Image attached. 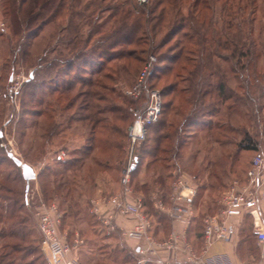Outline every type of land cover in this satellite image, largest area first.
Returning <instances> with one entry per match:
<instances>
[{
    "label": "trees",
    "instance_id": "trees-1",
    "mask_svg": "<svg viewBox=\"0 0 264 264\" xmlns=\"http://www.w3.org/2000/svg\"><path fill=\"white\" fill-rule=\"evenodd\" d=\"M184 1L148 0L146 4H139L137 0H0V14L10 30L7 35L5 29L0 30V39L9 42L10 54L15 59L18 48L22 67L32 70L26 82L29 92H25L21 102V137L27 136L24 129L33 128L42 130L43 138L52 139L70 128L71 115L67 127L57 124L49 111L41 110L45 105L54 109L56 103V108L60 107L63 113L74 107L86 113L76 121L82 122L90 133L89 144L77 150L69 160H59L57 166L47 168L38 178L43 180L42 194L47 204L61 198L58 207L63 220L69 211L62 206L73 192L68 177L74 181L89 159L98 162V166H112L113 161L118 163L113 151H121L127 129L117 123H126L129 116L134 118L127 109L114 105L111 97L114 90L109 84H117L119 72L134 74L136 63L144 65L150 56H155L156 62L147 79V87L160 91L162 113L158 121L149 126L137 152L138 164L132 171V182L145 167L144 172H154L158 176L152 179L153 184L164 189L185 137H196L190 132L194 128H199V136L214 137L213 143L218 146L230 144L235 148L232 155L227 153L217 161L209 162L205 168L208 178H219V173L212 169L221 168L219 162L224 157L228 160L245 152L259 153L258 137L253 136L249 124L233 126L235 117L250 118L253 110L254 117L256 114L259 117L264 110V26L261 21L256 25L257 6L254 0H226L218 11L206 0H187L190 2L185 14ZM0 57L2 60V55ZM2 61L3 69L12 67L8 58L3 57ZM77 84L86 91L72 94ZM143 100L131 98V106L141 107ZM64 101L66 104L61 106ZM101 103H105L104 106ZM253 104L255 109L250 111ZM32 111L35 112L32 114ZM30 113L35 117L31 123L24 120ZM42 117L45 118L43 123L39 120ZM228 132L241 138L231 142L227 138ZM41 147H38L39 152ZM5 155L12 161L8 152ZM30 160V153L24 154V162L30 165ZM13 165L23 182L22 172L14 162ZM249 165L243 175L234 176L232 181H244ZM229 175L231 172H225L223 176ZM228 182L229 179L225 185L220 182L222 188ZM26 187H21L20 191L12 186L2 188L9 196L0 195V221L18 220L13 227L26 225L29 217L20 214L26 204ZM64 187H69L67 192ZM205 188L206 185H202L199 191ZM135 190L142 192L148 216L155 226L156 218L159 221L163 217L152 208L151 187L146 181L139 180ZM167 194L165 191L159 198L166 202ZM70 201L69 209H74L78 204L73 199ZM78 209V212L82 210L80 206ZM89 214L103 237H116L103 234L94 215L90 211ZM197 217L196 214L195 222ZM199 222L201 230L202 222ZM27 227L23 232L12 227L9 232L1 230L0 239L21 238L26 242ZM196 235L199 238V232ZM33 241L39 243L37 237ZM21 249L18 243L3 242L2 250L7 253L0 256V264L24 261L27 251L24 256H15ZM33 252L32 249L30 253ZM115 253L120 256L114 258L117 264H135L126 248H118ZM3 256L8 257V262L1 260Z\"/></svg>",
    "mask_w": 264,
    "mask_h": 264
},
{
    "label": "rangeland",
    "instance_id": "rangeland-1",
    "mask_svg": "<svg viewBox=\"0 0 264 264\" xmlns=\"http://www.w3.org/2000/svg\"><path fill=\"white\" fill-rule=\"evenodd\" d=\"M206 1H208L209 4H212L210 5V7H216V10L218 11L221 9L222 4L226 2V0ZM188 2L190 1L185 0L182 4L185 14H187V7L189 5ZM254 2L257 6V10L259 11V13H257L256 25L259 24V22L261 21L262 25L264 26V0H254ZM210 14L211 13L209 12V15ZM5 23V20L0 14V30L5 29V34L7 35L10 34V30L8 31V25H6ZM8 44V41H3L2 39H0V55H2V60L3 57L8 58L9 62H11V65L13 67H6L3 69V61L0 57V77L2 76L0 78V195L5 197L9 196V193L6 192V190L4 192L2 188L6 189V187L8 186H12L13 188L15 187L20 191L21 187H24L25 185L27 186V182L24 179L23 182L25 183L21 182L18 170L15 169L16 167L13 165V162L10 161L5 154L8 152V150L11 149L14 155L24 162V154L30 153V156L32 158V161L30 160V165L34 168L37 177L35 180L29 182L28 191H25V198L29 199L32 204L38 205L41 200L45 202L41 187V182L43 180L38 179L39 174L46 171L47 168L57 166V162L59 160L63 162L69 160L73 156V154L77 152V150L84 149V146L89 144V141L87 140L90 136V133L86 130V127L83 125L82 122L76 121L80 117V115L86 114L85 112L83 113L82 111L77 110V107H74L66 113H63L61 111V108H56V103L53 102V104L55 103L54 109H50L45 105L42 107L41 110L47 113L50 112V114L54 118L53 122L61 125L65 124L64 126H66L68 122V117H70L71 115L73 122L71 123L70 128L65 129L60 134V136L54 137L52 139L43 138V131L40 129L33 128L30 130L24 129V131L27 132V136L21 137V130L19 127V120L23 118L21 117V102L22 98L25 97V92H27L29 89V87H27L26 85V82L29 80L30 74H32V70L25 66L22 67V62L20 60L21 56L18 53V48L15 51L17 59L11 56L10 46ZM145 57L146 56H143L142 58ZM15 62L17 63L13 65ZM143 66L144 65L141 62H137L136 71L134 74L129 75L126 74L124 71L119 72L117 84H109L110 89L114 90V93L111 94L114 105L127 109V111H129L128 113H130V108H133L135 106H131V97L127 95V92L134 86L139 75V70L142 69ZM75 74L78 75L81 73ZM14 79L20 83V89L16 95L11 96L8 90L11 86V82ZM80 91H86V89L81 87L80 84H77L75 90L72 91V94H77ZM143 99L144 100L141 107H143L145 102L144 96ZM53 100H56L55 97H53ZM80 101L81 99L77 102V104H80ZM66 102L67 101L62 102L61 106H64ZM262 102L264 105V100ZM101 104L102 106H104L105 103ZM253 108L255 109V105H250V111H252ZM27 110H30V108H28ZM34 112L35 111H32V114ZM32 114L30 113L26 115L24 117V120H28L30 123L33 122L35 120V117ZM258 115L259 114H256L254 117L253 110V113H250V118L246 117L245 119L243 117H235V122L233 123V126H242L243 123L249 124V126L251 127L250 131L251 133H253V136H256V138L258 137L259 153L264 154V110L261 112L259 117ZM44 119V117L39 118L42 123ZM133 122L134 118L129 116V119L126 123H117L119 124V126L124 127V129H127V138H121L123 139L121 143L123 144V147H121V151H113L115 157L118 159V163L113 161L112 166H98L96 164L98 162H92V160L89 159V161L86 162L84 168H80L81 171L78 172V175L74 179V181L68 177V179L70 180L68 183H70V188L73 192H71L69 200L65 202V204H63L62 206V209H67L69 212L68 216L65 217L64 220L62 219V225L60 230L63 234L66 235L67 240L72 245H75L77 241V246L73 253V257L76 260V264H117L118 262H115L114 258L120 257L115 253L118 248H126L128 254L133 256L135 260V252L133 250V246L129 245V243L123 240L119 235H115L116 237L111 239L103 237L98 232V229L94 224L95 222H93V219L89 214V211L91 212V200L96 198L109 197L117 193L121 188L120 182L122 178V173L130 159L131 143L128 139V131L129 128L132 126ZM190 132H194L196 134V137H191L190 139H187V137H185V144L183 146V149H181L180 156L174 158L173 162H175L176 166L170 168V178H167L168 180L166 179L167 186L164 189H161L160 186L153 184L152 179H157L158 176L157 174H154V172H144L145 167H142V172H140L134 177L133 182L131 181V186L135 193L144 198V196L141 194L142 192L135 190V184L139 182V180L146 181L153 191L150 197L152 200V208L155 209L154 203L155 201L161 199L159 198L161 193H165V191H168L167 197H169L170 184L172 183V180L174 178V171H177L178 175L184 176L185 178L190 180L193 184L197 186V195L194 201V206L198 217L193 229V233L196 235V233L199 232V221L202 222L204 217L212 215L218 211L221 205V198L225 191L228 189V185L230 184L233 178L237 177L238 175H243L251 159L254 157V152L242 153L239 156H236L234 159L230 158L226 160L225 157L222 158V161H218L221 164V168H219L218 166L217 168L212 169L213 172L216 171L219 173V178H208V172L205 171V168L206 166H208L209 162H215L217 161V158L221 157V155L225 156L227 153H231L232 155L235 148L232 147L230 144L226 146L216 145V143H213L212 140L214 137L211 138L207 137L206 135L199 136V128H194ZM100 138L102 139V137ZM227 138L232 142V140H239L241 136L233 132H228ZM119 140L120 138L117 141ZM143 142L137 146L134 152V156L137 157V152ZM40 146H42L41 148L43 150H41V152H39L38 150V147ZM199 148H202L201 152H199ZM42 152L44 153L43 155ZM98 156L101 159L102 156ZM119 159L121 160L119 161ZM137 164L138 159L135 163V167L137 166ZM19 170L21 172L20 168ZM225 172H231V175H229V177L223 176ZM227 178L229 179L228 185L222 188L220 182L224 183L225 185L228 180ZM8 179L11 181L7 182ZM59 180L63 182L62 179L59 178ZM64 185L67 186V184ZM202 185H206V188L204 190L199 191V188ZM212 185L214 187H212ZM64 188L66 190L65 192H67V189L69 187ZM71 199H73L75 203L77 202L78 204L76 207H74V209H69V203H71ZM53 203L59 206V204H61V198H56ZM4 205L8 206L7 203H5ZM79 206L82 208L83 211L81 210L80 212H78ZM59 210L61 211L60 208ZM32 211L33 209L31 210V208L27 207V205L25 204L24 210L22 211V213H20L21 216L24 218H26L25 216L29 217V220L26 225L18 224L13 227V224L18 222V220L6 219L5 221H0V231L3 230L5 232H9L10 230H12V228L23 232V228L25 226H28L27 230L29 232V235L26 236V242L22 241L21 238H16L12 240L5 239L4 241L0 239V256L4 255V253H7L6 250H2L3 242L5 243L7 241L11 243H18L22 247V251L17 253V255L15 256H24L23 254H25V252L27 251L25 255L26 259L21 263L19 261H16V264H26V262H33L35 264H44L45 262L46 264L45 256L40 248V234L37 230L36 220ZM70 212H72V214ZM158 214L163 218L159 221L156 218L157 223L155 225L154 232L160 238L166 237L174 229V226L172 225V221L167 215L159 211ZM245 218H248V216H246ZM245 218H243L242 222L248 223V219ZM36 237L39 239V243L37 241H33ZM250 239L252 240L253 238L251 237ZM196 246L198 247L199 244H197ZM32 249L34 250V252L30 253L32 252ZM1 260L3 262H8L9 259L8 257L3 256Z\"/></svg>",
    "mask_w": 264,
    "mask_h": 264
},
{
    "label": "built area",
    "instance_id": "built-area-1",
    "mask_svg": "<svg viewBox=\"0 0 264 264\" xmlns=\"http://www.w3.org/2000/svg\"><path fill=\"white\" fill-rule=\"evenodd\" d=\"M146 4L148 0H137ZM155 56H150L141 69L134 86L127 95L135 100L145 97L143 107L130 108L134 122L128 131L131 143L130 159L123 170L120 190L109 196L91 200V213L107 236L119 235L133 243L135 264H209L208 253L218 242H232L238 235L243 218L250 217L254 234L260 248V261L264 263V154L257 153L250 161L244 181L234 179L221 198L218 211L202 220L201 247H197L191 233L195 226L194 200L197 186L184 176L173 172L168 201H155L154 208L167 215L174 229L158 238L151 217L148 216L144 198L132 189V171L137 157L134 152L148 133L149 126L156 123L162 113L163 99L159 90L149 89L147 79L154 69ZM20 83L11 82L9 94L19 92ZM8 152L13 151L10 149ZM62 158V157H61ZM27 207L33 209L36 227L40 234V248L46 264H76L73 253L76 248L61 232L63 214L55 203L43 200L34 205L26 199ZM130 223L122 225L120 220Z\"/></svg>",
    "mask_w": 264,
    "mask_h": 264
},
{
    "label": "crops",
    "instance_id": "crops-1",
    "mask_svg": "<svg viewBox=\"0 0 264 264\" xmlns=\"http://www.w3.org/2000/svg\"><path fill=\"white\" fill-rule=\"evenodd\" d=\"M262 210L264 212V202ZM245 219H248V223L242 222L238 235L232 242H218L210 249L208 253L209 264H264L260 261V248L256 241L252 220L250 217ZM120 223L130 226V223H126L122 219ZM201 231L202 226L201 230L199 227V238L193 233V229L191 233L194 242L199 244V248L201 247ZM248 232L249 236H247ZM250 236L253 238L252 240ZM128 243L133 246V243Z\"/></svg>",
    "mask_w": 264,
    "mask_h": 264
},
{
    "label": "water",
    "instance_id": "water-1",
    "mask_svg": "<svg viewBox=\"0 0 264 264\" xmlns=\"http://www.w3.org/2000/svg\"><path fill=\"white\" fill-rule=\"evenodd\" d=\"M8 156L15 163V165L21 169L22 177L27 182L26 190L28 191L29 182L32 180H35L37 177L34 168L32 166H30L29 164L21 161L19 158H17L11 152H8Z\"/></svg>",
    "mask_w": 264,
    "mask_h": 264
}]
</instances>
